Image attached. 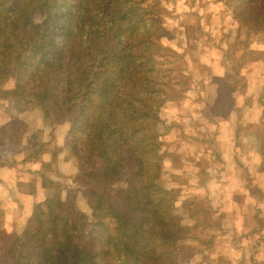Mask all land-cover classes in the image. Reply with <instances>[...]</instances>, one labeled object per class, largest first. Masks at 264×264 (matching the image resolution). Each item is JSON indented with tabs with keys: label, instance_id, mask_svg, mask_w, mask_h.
<instances>
[{
	"label": "trees",
	"instance_id": "16d2710c",
	"mask_svg": "<svg viewBox=\"0 0 264 264\" xmlns=\"http://www.w3.org/2000/svg\"><path fill=\"white\" fill-rule=\"evenodd\" d=\"M234 2L239 22L262 34L264 0ZM157 6L156 0H0V98L9 116L0 125V148L8 139L16 150L32 149L18 163L31 173L18 182L32 197L31 210L8 239L3 264H182L191 238L184 233L211 229L209 202L179 200L171 190L179 183L164 179L170 157L162 149L158 110L178 90L170 65L187 55L175 67L193 85L200 72L189 70L200 59L161 42L167 30ZM192 17L185 19V35L201 48ZM253 41L232 53L234 72L225 77L235 90L224 100L226 111L236 102L241 73L247 74L242 86L264 84V73L254 70ZM160 64L167 73L160 74ZM32 109L42 112L44 127H67L60 147L52 133L48 140L42 129L26 133L18 116ZM61 149L68 152L63 171L56 162ZM73 176L87 194L83 207L74 186L63 206L62 184L52 179ZM115 181L124 182L122 195ZM193 204L192 222L185 224L183 213ZM214 238L211 231L205 245Z\"/></svg>",
	"mask_w": 264,
	"mask_h": 264
},
{
	"label": "rangeland",
	"instance_id": "374dc122",
	"mask_svg": "<svg viewBox=\"0 0 264 264\" xmlns=\"http://www.w3.org/2000/svg\"><path fill=\"white\" fill-rule=\"evenodd\" d=\"M230 1L227 3L220 0H156L158 6L154 13L161 12L159 22L167 30L161 42L171 46L177 53H184L189 49L194 57L200 59L198 69L195 67L189 72L202 73L197 74L193 85L190 81H184L186 77L184 74L182 77L177 75L175 64L184 66L188 56L182 54L181 58L176 59L170 66L175 69L174 87L178 90L175 93L169 91L173 101L166 102L158 110L162 149L170 157L164 162V168L169 173L165 176V181L168 183L174 180L179 183L171 189L179 200L198 197L202 202H209L212 209L208 218L209 224H212L211 229L184 233L186 237L191 238L186 244L189 248H186V259L182 264H264V168L260 166L261 161L259 162L261 154L256 153L264 150V112L258 115L259 107L264 110V104L260 102L261 91L255 84L251 89L258 105L249 120L243 109L239 113L226 112L224 100L235 87H232L231 83L229 85L230 79L222 76L225 70L233 74L231 60L237 55L232 53L234 50L241 53L243 42L248 38L254 40L250 48L257 55L256 62L263 60L264 32L260 31L262 34H258L249 31L250 26L246 23L250 22L244 24L239 22L233 10L235 2ZM189 17H192L196 24L194 28L202 35L205 46L202 45L201 48L194 41L189 43L185 35V19ZM159 69L160 74L167 73L163 70L165 69L163 64L159 65ZM243 73L240 74L241 85L237 84L236 91L241 107L243 101L246 102L249 98L246 93L251 85L242 86L245 83ZM187 85H190L189 90H184ZM262 90L264 91V88ZM214 96L215 101L212 99ZM0 111V116L2 114L0 121H7L9 116L3 105ZM18 117L25 123L27 134L42 129L43 139L48 140L52 133L57 143L62 145L67 128L65 125L44 127L43 115L39 109L25 111ZM237 117H242L241 121H238ZM20 150L22 155L32 153V149H28L27 146H21ZM219 150L222 151L221 156L217 154ZM44 156L49 158V154ZM66 157L68 152L61 149L56 160L61 171L66 168ZM221 162L224 165H221ZM213 166L224 168L221 173L213 172L215 176H209V168ZM18 169L17 176L21 178L26 170L20 166ZM52 179L60 180L62 184L61 197L65 206L69 199L68 186L78 188L74 176L67 179L63 177ZM182 183L183 186L180 185ZM113 188L122 195L125 184L122 181H115ZM76 193L78 202L83 207L87 201V194L78 189ZM235 207H241V210L235 211ZM194 210V204L186 207L183 213L185 224L192 222L193 217L190 218L189 214ZM217 213L220 214V222L215 228L213 224L215 225ZM14 221H11L12 225L6 224L0 212V236L5 234L8 236L6 241H4L6 237L0 239V255L4 253L7 241L14 231L22 229L23 219L17 223ZM211 231L215 238L210 245H205ZM205 250L206 257L203 255ZM0 264H3L1 260Z\"/></svg>",
	"mask_w": 264,
	"mask_h": 264
},
{
	"label": "crops",
	"instance_id": "0c3cea01",
	"mask_svg": "<svg viewBox=\"0 0 264 264\" xmlns=\"http://www.w3.org/2000/svg\"><path fill=\"white\" fill-rule=\"evenodd\" d=\"M262 45H264V44H262ZM254 70H256L257 74L264 73V58H263V60L255 63ZM225 73H226V70L222 73V76H224ZM244 74L245 73H243V75ZM249 84H251L249 86L250 89L246 93V96H249V98L246 102L243 101L242 107L238 103L239 102L238 97H235L236 102L234 104L229 103L230 105H228V107H227V109L229 108L227 111H229L230 114L233 111L236 113L237 112L239 113L241 111V109H243V111H244L243 113H245V115H247V120L250 119L252 112H256L254 110H257V105H258V103H257L258 101L255 102L254 92L251 89L252 86L256 84L259 87L257 89H260V91H261L260 95H262V93H264V91L262 90L264 84L262 82L255 81V83L249 82ZM249 84H247V85H249ZM212 99L215 101L216 96L212 97ZM248 101H250V102H248ZM260 102L262 103V105L264 104L262 99H260ZM1 104L3 105L4 111H6V104H5L4 98H0V108L2 106ZM259 108L261 109V107H259ZM260 109L258 110L259 116H260L261 112H264L263 109H261V110ZM0 113H1V111H0ZM1 118H2V114L0 116V120H1ZM241 118L237 117V120L241 121ZM5 122H7V121H3V120L0 121V125L4 124ZM57 142L58 141L56 139V145L59 144ZM59 145H57V146L60 147L61 145L60 146ZM28 149H30V148H28ZM242 150H245V149H242ZM253 152H254L253 155H255L256 151L254 150ZM221 153H222V151H220V150L217 151V154L219 156H221ZM256 153L261 154L262 158H260L259 162L261 161L260 166H262L264 168V150L263 151H257ZM17 154H19V156ZM28 154H30V152ZM45 154H48V153H44L42 155V159L47 161V160H49V158L44 156ZM25 156L26 155L21 154L20 148L18 150H16L15 147L13 146V144L11 143V141L8 139H6L4 145L0 148V212L2 214V219L4 220V222L6 224H11V221H13V220H15L16 223H17V221H19L21 219H23V221H24L26 219V217L28 216L30 210H31V202H32L31 195H29L26 190H23V191L19 190V187H18V182L25 181L27 178H30L29 174H31L27 168L18 164L21 161V158H24ZM221 161H223V159H221ZM221 165H224V164L221 162ZM19 166H20V168H24L28 173L27 174L25 171L24 172L25 174H23L22 176L20 175L21 178L19 176H17V169L19 168ZM16 167H18V168H16ZM223 168L224 167H220V166L215 168L213 166V167L209 168L208 174H210L209 176H215V175H213V174H215L213 172H220L221 173ZM15 221H14V223H15Z\"/></svg>",
	"mask_w": 264,
	"mask_h": 264
}]
</instances>
